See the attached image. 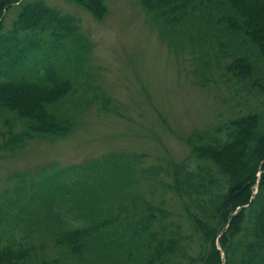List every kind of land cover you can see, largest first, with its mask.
I'll return each instance as SVG.
<instances>
[{"label":"trees","instance_id":"obj_1","mask_svg":"<svg viewBox=\"0 0 264 264\" xmlns=\"http://www.w3.org/2000/svg\"><path fill=\"white\" fill-rule=\"evenodd\" d=\"M140 1L167 42L190 53L197 83L214 68L264 94V0ZM89 50L74 15L45 0H0V154L64 136L97 100L84 73ZM261 102L191 131L187 155L166 167L111 153L15 174L0 193V264H264ZM156 185L181 202L188 231L155 199Z\"/></svg>","mask_w":264,"mask_h":264},{"label":"rangeland","instance_id":"obj_2","mask_svg":"<svg viewBox=\"0 0 264 264\" xmlns=\"http://www.w3.org/2000/svg\"><path fill=\"white\" fill-rule=\"evenodd\" d=\"M45 1L77 18L90 43L84 73H91L89 84L98 97L82 109L64 136L32 138L13 153H1L0 193L13 184L15 174L60 168L111 153H125L144 169L166 167L167 161L187 155L185 138L191 131L214 127L264 100V94L257 96L242 82L226 81L214 68L209 81L197 83L190 53L167 42L140 0H104L99 13L70 0ZM16 11L12 7L6 18ZM213 49L207 52L211 59H218ZM157 178L169 180L161 174ZM140 182L150 198L147 181ZM160 187L156 185L155 199L169 211L168 217L188 231L181 202Z\"/></svg>","mask_w":264,"mask_h":264}]
</instances>
